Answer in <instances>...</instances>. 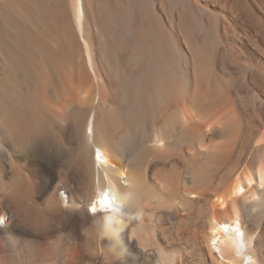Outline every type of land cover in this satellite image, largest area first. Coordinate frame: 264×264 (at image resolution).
<instances>
[{
    "label": "bare ground",
    "instance_id": "1",
    "mask_svg": "<svg viewBox=\"0 0 264 264\" xmlns=\"http://www.w3.org/2000/svg\"><path fill=\"white\" fill-rule=\"evenodd\" d=\"M118 190L151 239L112 260L85 231ZM252 201L264 0H0V264H237L239 229L264 264Z\"/></svg>",
    "mask_w": 264,
    "mask_h": 264
},
{
    "label": "clouds",
    "instance_id": "2",
    "mask_svg": "<svg viewBox=\"0 0 264 264\" xmlns=\"http://www.w3.org/2000/svg\"><path fill=\"white\" fill-rule=\"evenodd\" d=\"M96 198L103 205L102 216L98 228L94 231V235L92 232L88 233L87 230L85 231V242L91 241L101 254L107 252L112 257V260H121L127 252L122 234L129 223L135 221V227L131 231V236L136 238L142 249H146L141 246L138 237L143 235L151 239V235L146 231L142 208L134 202L132 193L120 194L113 192L108 197L98 195ZM252 202L253 207L251 212L253 214V220L256 225H259L260 221L264 220V207H257V205L264 204V201ZM129 207L135 208V212L126 214L124 209ZM95 211L91 209V212ZM2 228L3 226H0V229ZM16 239L19 243L18 238ZM104 239L110 242L106 248L101 246V241ZM62 240L63 236H58V247L61 246ZM224 245L231 248L233 256L236 257L237 264H256L251 250V237L245 240L241 229L235 232H226L224 234ZM84 246L92 254L87 248L86 243ZM159 251H161V255L163 256L162 250ZM165 261L171 264V261L164 259H162L161 264H165Z\"/></svg>",
    "mask_w": 264,
    "mask_h": 264
},
{
    "label": "snow or ice",
    "instance_id": "3",
    "mask_svg": "<svg viewBox=\"0 0 264 264\" xmlns=\"http://www.w3.org/2000/svg\"><path fill=\"white\" fill-rule=\"evenodd\" d=\"M99 158V157H98ZM93 211H95V208H93ZM4 221H3V219H0V226H3L4 225Z\"/></svg>",
    "mask_w": 264,
    "mask_h": 264
}]
</instances>
